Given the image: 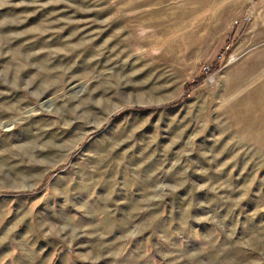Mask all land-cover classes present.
<instances>
[{
  "label": "rangeland",
  "instance_id": "obj_1",
  "mask_svg": "<svg viewBox=\"0 0 264 264\" xmlns=\"http://www.w3.org/2000/svg\"><path fill=\"white\" fill-rule=\"evenodd\" d=\"M0 264H264V0H0Z\"/></svg>",
  "mask_w": 264,
  "mask_h": 264
},
{
  "label": "trees",
  "instance_id": "obj_2",
  "mask_svg": "<svg viewBox=\"0 0 264 264\" xmlns=\"http://www.w3.org/2000/svg\"><path fill=\"white\" fill-rule=\"evenodd\" d=\"M215 69V67L212 69V71ZM209 72H210V70H209Z\"/></svg>",
  "mask_w": 264,
  "mask_h": 264
}]
</instances>
